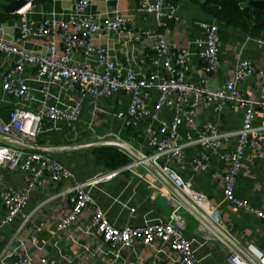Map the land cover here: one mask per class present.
<instances>
[{
  "label": "built area",
  "instance_id": "1",
  "mask_svg": "<svg viewBox=\"0 0 264 264\" xmlns=\"http://www.w3.org/2000/svg\"><path fill=\"white\" fill-rule=\"evenodd\" d=\"M90 0H74L67 10L66 17L56 13L39 19H27L25 11L34 6V0L16 11L21 17L11 20L17 30L16 36H5V24L0 19V56L10 64L0 72V87L5 96H11L15 103L7 117L0 114V167L16 169L23 173L27 181L25 187L5 185L1 190L4 212L0 224H11L23 213L29 199V189L40 184L43 179L59 181L71 178L68 187V211L56 223L59 230L69 227L85 208H90V224L94 233L111 245L116 257L121 250L131 247L135 242L147 245L155 240L166 242L172 251L174 264H200L195 257L192 240L182 231L183 221L179 209L184 205L175 196H170L173 208L165 220H147L138 226H117L109 221L104 210L93 199L87 186L101 179H109L120 170L141 163L154 165L175 186L185 193L195 204L203 207L211 217L218 221L219 206L210 202L201 192L195 190L191 179L180 173L185 166L194 172L210 170V155L222 162L223 167L211 169V175L222 183L223 196L229 202L264 218V210L248 204L235 193L237 174L241 168L245 151L250 148L256 155H264V121L255 122V110L264 116V70L256 67L251 60H237L232 75L222 80L215 77L219 72V51L221 39L219 26L215 21L200 20L202 35L192 38L196 50L187 45H177L166 37L171 30V20L177 19L178 4L173 0H139V6L150 13L154 21L153 36L155 44L149 54V69L135 71L128 68L122 72L110 58L109 53L95 46V35L111 32L121 35L126 32L128 18L119 12L100 15L88 10ZM58 33L63 41V52L56 49L53 38ZM47 38L45 49L26 50L19 42L30 37ZM258 46H264V33L256 35ZM82 52L79 60L73 56ZM97 52L96 61L91 53ZM200 62V74L192 79L190 70ZM26 66L35 68L37 77L48 81H67L78 85L82 96L100 98L119 91L128 95L126 107L116 111L125 127H139L144 122L142 132L146 143L152 148L150 153L141 151L119 140H110L128 152L133 159L121 166L100 172L84 180L74 179L71 170L53 158L46 150L37 148L36 136L47 121L64 119L73 127L78 118L81 103L71 104L42 101L32 108L26 100L32 99ZM195 68V67H194ZM254 74L261 82V88L254 95H245L240 83ZM48 85L42 88L47 91ZM156 93L153 99L152 94ZM152 98V102L149 103ZM208 106L220 114L227 107L241 109V123L235 130L220 128L212 120H200L199 114ZM170 110V117L164 118L161 112ZM183 127V129H181ZM236 135L234 147L225 149L223 143L231 135ZM199 144L202 146L189 157L186 148ZM208 152V153H207ZM160 158H163L161 161ZM154 185V183H152ZM130 209H133L131 206ZM29 214L24 215L26 221ZM38 227L29 235L36 243ZM256 256L261 253L248 245ZM14 256L10 264H34L31 256L19 249L10 250ZM228 264H251L233 248L227 254ZM68 257L54 258L41 255L38 264H69Z\"/></svg>",
  "mask_w": 264,
  "mask_h": 264
},
{
  "label": "crops",
  "instance_id": "2",
  "mask_svg": "<svg viewBox=\"0 0 264 264\" xmlns=\"http://www.w3.org/2000/svg\"><path fill=\"white\" fill-rule=\"evenodd\" d=\"M73 1L43 0L26 10L25 16L27 19H39L56 13L60 17H66ZM176 1L178 17L176 22L172 23L170 32L166 34L175 44L187 45L194 51L196 46L191 40L202 35L198 22L207 20L218 24L221 47L219 72L215 76L217 80L230 77L240 58H247L256 67L264 70V46H258L254 40L256 35L216 19L204 10L199 2ZM88 10L100 15L114 12L126 15L129 21L126 32L121 35L99 32L95 35V46L106 50L109 58L122 72L128 68L135 71L149 69V54L155 44L152 33L154 21L151 14L139 8L138 0H90ZM16 17L21 16L17 14ZM16 17L2 20L8 39L17 34V30L10 23ZM47 42V38L32 36L19 43L26 50H38L45 49ZM53 42L58 52L62 53L63 41L58 33L54 34ZM73 57L81 60L84 55L77 52ZM97 58V52L91 53L93 61ZM193 61L198 65L192 67L189 73L192 79H197L200 74V62L196 55ZM5 67H10V64L0 56V72ZM25 71L32 99L26 100L24 104L29 103L35 108L42 101L71 104L78 100L81 103V110L73 127L64 119L47 121L38 131L35 142L37 148L46 150L53 158L66 165L73 173L74 179L84 180L111 169L94 153L97 146L115 145L110 140L123 141L146 153L152 151L142 132L144 122L136 128L125 127L115 114L117 110L125 108L128 102V95L123 91L100 98L84 97L76 84L67 81L46 82L37 77L35 68L31 66H26ZM257 77V74H254L240 83L245 95H254L261 88ZM43 83L48 85L47 91L42 88ZM155 97L156 93H153L152 98ZM152 98L149 103L153 101ZM14 103L15 99L5 96L0 87V114L4 118ZM170 113L168 108H164L161 116L169 118ZM198 116L200 120H212L225 130H235L241 123V109L237 107H227L218 114L211 105L206 104ZM262 121L264 116L256 109L255 122ZM235 141L236 135L231 134L222 147L231 149ZM201 149L199 144L187 147V156ZM209 160L210 170L194 172L185 166L180 173L183 178L191 179L195 190L219 206L218 221L203 207L195 204L152 164H138L134 167L135 171L122 169L109 179H101L88 185L87 189L104 210L109 221L117 226H138L147 220L167 219L173 208L170 196H175L184 205L179 209L184 225L182 231L192 240L194 254L200 264H228L229 248L235 249L251 264H264V218L224 198L221 180L211 175L212 168L223 167L222 162H218L212 155ZM72 182L71 178L55 182L43 179L40 184H35L29 189V199L23 213L11 224H0V264L12 262L14 256L8 254L15 248L31 256L34 264H38L41 255L68 257L69 264H174L171 259L172 251L168 244L161 240L147 245L135 242L133 246L121 250L120 256L116 257L109 242L94 233L90 224V208L83 209L69 227L57 229L58 219L69 208L67 189ZM8 184L21 188L27 186V181L19 170L0 167V220L4 212L1 190ZM235 193L248 204L264 210V155H256L250 148L245 151L236 178ZM131 206L133 209H130ZM29 213L27 220L23 221L24 215ZM37 227V241L32 243L29 235L35 232ZM249 244L261 253V257L249 250Z\"/></svg>",
  "mask_w": 264,
  "mask_h": 264
},
{
  "label": "trees",
  "instance_id": "3",
  "mask_svg": "<svg viewBox=\"0 0 264 264\" xmlns=\"http://www.w3.org/2000/svg\"><path fill=\"white\" fill-rule=\"evenodd\" d=\"M42 1L43 0H34V4L40 3ZM173 1L177 3L176 0ZM192 1L199 2L204 10L211 13L216 19L224 23L240 28L244 31L250 32L253 35H260L264 33V8L252 7L246 2V0H192ZM138 4H139V0H138ZM141 10L144 11L143 9ZM16 16H17L16 12H7L0 6L1 20ZM176 20L177 19L171 20L169 24L172 25V23L176 22ZM94 153L96 157L102 162H104L105 165L109 168H115L117 166H121L127 162H130L132 157L128 152L115 145L97 146L94 148ZM219 217H220V212H219Z\"/></svg>",
  "mask_w": 264,
  "mask_h": 264
},
{
  "label": "water",
  "instance_id": "4",
  "mask_svg": "<svg viewBox=\"0 0 264 264\" xmlns=\"http://www.w3.org/2000/svg\"><path fill=\"white\" fill-rule=\"evenodd\" d=\"M28 0H2L0 6L7 12H16L23 7ZM252 7L264 8V0H247Z\"/></svg>",
  "mask_w": 264,
  "mask_h": 264
},
{
  "label": "rangeland",
  "instance_id": "5",
  "mask_svg": "<svg viewBox=\"0 0 264 264\" xmlns=\"http://www.w3.org/2000/svg\"><path fill=\"white\" fill-rule=\"evenodd\" d=\"M2 0H0V2H1Z\"/></svg>",
  "mask_w": 264,
  "mask_h": 264
}]
</instances>
